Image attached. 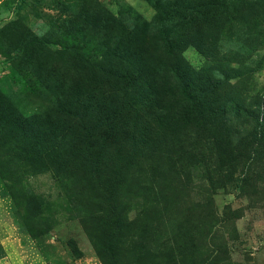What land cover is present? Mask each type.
Segmentation results:
<instances>
[{
  "label": "rangeland",
  "instance_id": "374dc122",
  "mask_svg": "<svg viewBox=\"0 0 264 264\" xmlns=\"http://www.w3.org/2000/svg\"><path fill=\"white\" fill-rule=\"evenodd\" d=\"M157 14L0 0V264H264V0L164 34Z\"/></svg>",
  "mask_w": 264,
  "mask_h": 264
},
{
  "label": "trees",
  "instance_id": "16d2710c",
  "mask_svg": "<svg viewBox=\"0 0 264 264\" xmlns=\"http://www.w3.org/2000/svg\"><path fill=\"white\" fill-rule=\"evenodd\" d=\"M152 1L154 2V6L156 7L158 14H157V23L151 24V28L153 31L155 30L156 32H159L161 34H164L162 29L164 24L171 25L175 21H176L175 23L176 27L180 25V22H182L183 24L185 22L192 20L193 18L196 19L201 18L202 19V22L200 24L201 26H206V24L223 21L226 19L225 12L232 5V0H199L198 4L195 3L197 0H152ZM175 11L180 14L176 20L174 19L173 16ZM132 31H134V27L127 28L123 26V28L120 29V33L116 36L119 50L115 53V56L116 57L121 56V62L123 63L124 70L128 75L127 82H129L130 80H133V82L139 80L142 74L145 75L146 73L145 71L138 70L137 67H134L133 65L129 66L128 64V61L132 60V58L130 59L132 53L130 51V48L133 45L131 41L133 39V36H130ZM122 44H123V50H120ZM171 54H173V56L171 57H173V61L175 63L170 64V68H171L170 72L173 75H175L176 78L177 77L179 78L180 76L181 77L187 76L184 74L185 73L184 70L187 71V69L189 68L185 66V62L184 61L181 62L180 57L177 53H171ZM133 55H135V53H133ZM168 87L169 86H167V88ZM160 88L166 90L165 82L162 83ZM184 93L185 90L182 91V94ZM168 118H169L168 122L170 121L173 122L175 120H178L179 116H174L172 118L168 116ZM165 172L166 174H168V172L170 171L165 169L164 173ZM164 180H166V178ZM168 199L172 200L171 197H169ZM200 206L202 207V205ZM196 215L197 214H191L190 212H187L182 216L183 218L177 223V226L180 230V234L178 235L177 240H175L174 242H175V251L176 252L178 251L179 254H184L183 249L186 248V246L183 245V241L192 239L191 234L192 231L194 230L192 225L196 221V217H197ZM132 223L134 222L132 221L129 222V225H131ZM144 228L146 227L144 226ZM95 246L99 251L100 249L96 243ZM133 252H135V250Z\"/></svg>",
  "mask_w": 264,
  "mask_h": 264
}]
</instances>
